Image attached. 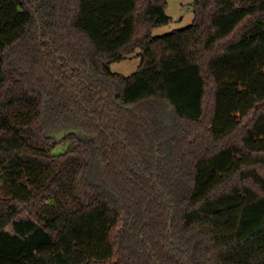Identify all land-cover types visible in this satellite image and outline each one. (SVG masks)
<instances>
[{"label": "trees", "instance_id": "obj_1", "mask_svg": "<svg viewBox=\"0 0 264 264\" xmlns=\"http://www.w3.org/2000/svg\"><path fill=\"white\" fill-rule=\"evenodd\" d=\"M167 1L0 0V264H264V0Z\"/></svg>", "mask_w": 264, "mask_h": 264}, {"label": "rangeland", "instance_id": "obj_2", "mask_svg": "<svg viewBox=\"0 0 264 264\" xmlns=\"http://www.w3.org/2000/svg\"><path fill=\"white\" fill-rule=\"evenodd\" d=\"M193 1L194 0H168L165 6V13L171 19L170 22L162 27L152 30L153 36H161L170 33L174 30L181 29L190 25L193 21ZM139 50L126 57L125 60L112 63L110 70L124 76H130L138 69L140 59L138 56ZM74 130V129H73ZM65 145L57 146L55 152H60ZM6 185L3 178L0 176V197H8Z\"/></svg>", "mask_w": 264, "mask_h": 264}]
</instances>
